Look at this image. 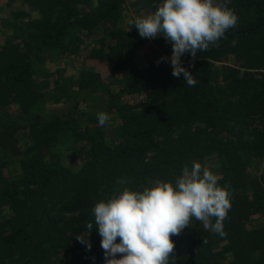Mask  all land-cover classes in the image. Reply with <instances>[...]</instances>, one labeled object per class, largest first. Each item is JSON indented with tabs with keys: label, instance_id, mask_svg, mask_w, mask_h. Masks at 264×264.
<instances>
[{
	"label": "trees",
	"instance_id": "1",
	"mask_svg": "<svg viewBox=\"0 0 264 264\" xmlns=\"http://www.w3.org/2000/svg\"><path fill=\"white\" fill-rule=\"evenodd\" d=\"M18 2L26 7L16 12L27 18L24 53L0 44V264H54L89 222L91 248L78 252L77 240L65 264H105L94 205L125 187L174 183L192 161L229 187L232 207L223 237L195 220L173 236L175 264H264V0H230L237 27L218 46L181 57L194 87L172 75L163 36L141 38L133 19L124 20L125 0ZM136 2L149 13L161 0ZM82 44L109 65V76L81 85L83 97L64 104L66 116L37 119L45 95L36 65ZM230 60L236 66L219 72L216 63ZM88 94L103 100V127L97 114L78 109ZM253 124L259 128L249 131Z\"/></svg>",
	"mask_w": 264,
	"mask_h": 264
},
{
	"label": "clouds",
	"instance_id": "2",
	"mask_svg": "<svg viewBox=\"0 0 264 264\" xmlns=\"http://www.w3.org/2000/svg\"><path fill=\"white\" fill-rule=\"evenodd\" d=\"M228 3L230 0H161L155 11L129 23L141 38L163 36L172 47V75L183 74L185 83L194 87L197 81L182 66L181 57L190 53L194 58L197 52L218 46L226 32L237 27L239 17ZM109 119L106 112L97 114L101 127ZM231 195L229 187L221 186L219 177L198 161H192L191 167L184 165L174 183L156 179L142 190L125 187L114 192L91 209L105 264H175L172 237L179 236L193 220L206 231L226 235L224 221L232 207ZM86 227V236L76 239L90 249L93 223Z\"/></svg>",
	"mask_w": 264,
	"mask_h": 264
},
{
	"label": "rangeland",
	"instance_id": "3",
	"mask_svg": "<svg viewBox=\"0 0 264 264\" xmlns=\"http://www.w3.org/2000/svg\"><path fill=\"white\" fill-rule=\"evenodd\" d=\"M136 1L125 0L124 20L128 18L134 20L137 16L148 14V12H142L138 9ZM22 9H26V7L21 6L18 0H0V44L5 41L16 55L24 53V46L27 42V36H23L21 29L25 25L27 18L16 13ZM80 38L85 40L82 35ZM220 65L224 68H218V71L236 66L233 60L222 64L216 63L217 67H220ZM110 72L111 68L105 62L94 60L87 56L85 44H82L78 50L72 49V51L65 54L49 52L36 65V73L34 75V79L39 85V93L45 95V99H43L45 106L43 109L34 110L33 115L37 119L44 120L51 117L49 113L51 115L58 114L60 117L66 116L68 111L65 110L64 104L68 100L73 102L83 97L80 90L81 85L94 86L97 82L106 81ZM86 98H88V106L85 108L84 102L80 101L79 110L98 114L104 108L100 95L88 94ZM198 127H201V125L194 126V128ZM253 128H259V125H251L249 131ZM3 215L10 217L12 211L6 207ZM76 243L77 239H71L67 247L52 258L54 264L67 263L71 258L70 249L75 247ZM90 243L92 244L91 241ZM84 249H87V246L81 243L77 251Z\"/></svg>",
	"mask_w": 264,
	"mask_h": 264
}]
</instances>
